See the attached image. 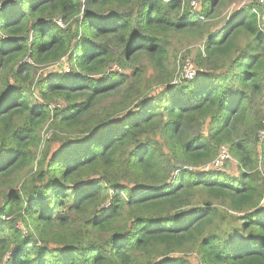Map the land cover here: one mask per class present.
<instances>
[{
	"label": "trees",
	"instance_id": "1",
	"mask_svg": "<svg viewBox=\"0 0 264 264\" xmlns=\"http://www.w3.org/2000/svg\"><path fill=\"white\" fill-rule=\"evenodd\" d=\"M192 1L0 0V264H264V9ZM226 143L238 177L194 169Z\"/></svg>",
	"mask_w": 264,
	"mask_h": 264
},
{
	"label": "rangeland",
	"instance_id": "2",
	"mask_svg": "<svg viewBox=\"0 0 264 264\" xmlns=\"http://www.w3.org/2000/svg\"><path fill=\"white\" fill-rule=\"evenodd\" d=\"M197 1V4L192 6V2H190V9L191 11H195L196 13H201V8H202V0H195ZM252 3H259V5L264 9V3L262 0H224L221 5L217 8H215V14L217 16L211 17L209 20H207L209 23L210 31H221V27L223 23L231 17L234 11L241 9L243 7H247L248 5ZM200 15V14H199ZM58 18L61 17H56L54 19V22L56 25L60 26L57 23ZM62 19V18H61ZM63 21V20H62ZM64 22V21H63ZM66 22H64V25ZM63 25V26H64ZM205 40L202 41L201 37L198 35L194 36H185V37H175L172 39L171 45H169V56L167 59L169 71L173 73L174 76V83L180 84L183 80L185 79L184 76V66L185 64H192L193 68V75L196 76L199 72V69L196 66L195 62V57H196V52L198 51L199 48L203 51V46H204ZM61 66V69L64 71H69V63L67 61L63 62L62 64H57L55 66L48 67L43 74H47L51 70H56L57 68L59 69ZM123 72V69H120L116 65H112L107 71L106 74L109 72ZM39 72V71H38ZM190 80V79H188ZM258 105V106H257ZM250 109L257 111L256 116H259V113H264L263 108L259 107V104L256 102L250 103ZM251 119V117H250ZM248 120L247 122V127L250 126L251 120ZM43 131V129H42ZM44 132V131H43ZM263 132H255L254 136L257 137H263L264 134ZM263 135V136H262ZM259 140H262L258 138ZM228 148L229 152V158L223 163L222 167L220 168H215L213 166H210L208 168L203 169V165L200 167H196L194 169H200L201 171H214L221 173L223 175H226L230 178H236L240 174V166H239V155L234 152H231L229 150V144H223ZM57 146L53 145L52 149H56ZM259 149V147H257ZM209 165H212L209 164ZM264 177H260V182L263 183ZM261 203L264 204V189H263V198L261 200ZM238 213L234 211H230L229 214L224 213L225 219L227 218V221H232L234 218L233 216H236ZM187 259L192 263V264H201L200 261H198L196 255L194 253H188L187 254Z\"/></svg>",
	"mask_w": 264,
	"mask_h": 264
},
{
	"label": "built area",
	"instance_id": "3",
	"mask_svg": "<svg viewBox=\"0 0 264 264\" xmlns=\"http://www.w3.org/2000/svg\"><path fill=\"white\" fill-rule=\"evenodd\" d=\"M164 1H167V0H164ZM263 3H264V0H262ZM192 6L196 5L197 4V1H192ZM57 23L63 27L64 25V22L62 21L61 18H58L57 20ZM184 76H185V79H193L194 78V75H193V68H192V64H185L184 66ZM229 152H228V148L224 145H221L218 149V152H217V155L216 157L211 161V162H208L206 164H203V169L204 168H208L210 166H213L215 168H220L222 167L223 163L229 158ZM212 165H209L211 164Z\"/></svg>",
	"mask_w": 264,
	"mask_h": 264
}]
</instances>
